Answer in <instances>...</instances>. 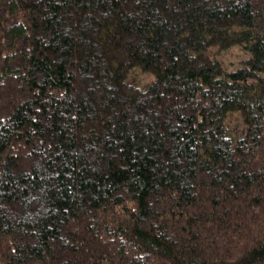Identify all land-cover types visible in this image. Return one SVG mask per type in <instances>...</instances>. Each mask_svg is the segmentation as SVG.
Here are the masks:
<instances>
[{
  "label": "trees",
  "instance_id": "16d2710c",
  "mask_svg": "<svg viewBox=\"0 0 264 264\" xmlns=\"http://www.w3.org/2000/svg\"><path fill=\"white\" fill-rule=\"evenodd\" d=\"M0 264H264V0H0Z\"/></svg>",
  "mask_w": 264,
  "mask_h": 264
}]
</instances>
